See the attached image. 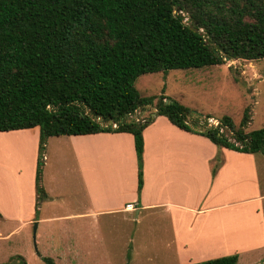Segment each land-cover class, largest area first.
I'll return each mask as SVG.
<instances>
[{
    "label": "trees",
    "instance_id": "obj_1",
    "mask_svg": "<svg viewBox=\"0 0 264 264\" xmlns=\"http://www.w3.org/2000/svg\"><path fill=\"white\" fill-rule=\"evenodd\" d=\"M225 57L264 60V0H0V132L39 128L35 217L46 198L50 137L130 134L138 195L152 114L217 149L264 155V126L246 131L248 109L238 126L228 116L201 124L178 101L135 88L141 75L221 65ZM138 111L150 114L140 120ZM237 262L233 254L192 264Z\"/></svg>",
    "mask_w": 264,
    "mask_h": 264
},
{
    "label": "crops",
    "instance_id": "obj_2",
    "mask_svg": "<svg viewBox=\"0 0 264 264\" xmlns=\"http://www.w3.org/2000/svg\"><path fill=\"white\" fill-rule=\"evenodd\" d=\"M152 117L153 122L143 130V185L139 195L130 134L60 136L56 138L78 175L85 204L80 211L37 220L39 128L0 132L1 138L20 137L25 146L29 143L31 147L27 152L28 175L22 178L28 186L26 209L23 213L18 207L8 212L0 205V221L9 219L22 226L33 221L41 224L75 220L79 225L75 231L81 233L84 226L96 228L102 216L135 213L136 222L153 224L139 240V250L144 251L148 261L192 264L233 254L238 255V261L243 255L257 253L259 257L264 251V189L259 168L264 170V159L256 158L257 154L217 149L208 139L180 130L163 116ZM47 142L42 169L48 159ZM217 158L220 164L212 174ZM44 193V207L53 197L61 196L48 189ZM132 240L130 237L128 242Z\"/></svg>",
    "mask_w": 264,
    "mask_h": 264
},
{
    "label": "rangeland",
    "instance_id": "obj_3",
    "mask_svg": "<svg viewBox=\"0 0 264 264\" xmlns=\"http://www.w3.org/2000/svg\"><path fill=\"white\" fill-rule=\"evenodd\" d=\"M185 23L189 24L188 18ZM135 88L143 97L164 96L178 101L192 111V118L200 117L201 124L205 116H210L208 125H217L219 118L228 116L238 126L248 109L246 131L264 126V60L228 59L221 65L144 74L136 80ZM149 114L150 111H138L135 117L145 120ZM48 141L41 187L61 196L47 201L46 207L45 200H40L43 204L35 220L80 211L85 204L78 175L65 156L60 139L52 137ZM30 150L29 143L25 146L20 137H0V205L4 211L12 212L18 207L23 213L26 209L28 186L22 178L28 175ZM258 156L264 159L261 154L255 157ZM259 168L264 189V170ZM135 216V213L102 216L96 228L84 226L81 233L75 231L79 226L75 220L41 224L33 221L21 226L1 219L0 264H177L174 260L148 261L144 251L139 250V240L153 224L148 222L145 226L136 222ZM130 237L133 240L129 243ZM258 255H243L237 264H248L257 258L253 264H264V251Z\"/></svg>",
    "mask_w": 264,
    "mask_h": 264
},
{
    "label": "water",
    "instance_id": "obj_4",
    "mask_svg": "<svg viewBox=\"0 0 264 264\" xmlns=\"http://www.w3.org/2000/svg\"><path fill=\"white\" fill-rule=\"evenodd\" d=\"M229 58L228 57H225L224 60H228ZM152 116H154V114H152ZM36 226V225H35Z\"/></svg>",
    "mask_w": 264,
    "mask_h": 264
}]
</instances>
